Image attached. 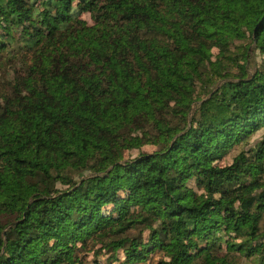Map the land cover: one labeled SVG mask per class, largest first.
<instances>
[{
    "label": "trees",
    "instance_id": "1",
    "mask_svg": "<svg viewBox=\"0 0 264 264\" xmlns=\"http://www.w3.org/2000/svg\"><path fill=\"white\" fill-rule=\"evenodd\" d=\"M261 131L264 0H0V264H264Z\"/></svg>",
    "mask_w": 264,
    "mask_h": 264
},
{
    "label": "rangeland",
    "instance_id": "2",
    "mask_svg": "<svg viewBox=\"0 0 264 264\" xmlns=\"http://www.w3.org/2000/svg\"><path fill=\"white\" fill-rule=\"evenodd\" d=\"M21 74H22V73H21ZM263 134H264V131H261V132L255 134V135H253L252 138H251V142H254V141L260 139L261 135H263ZM151 150H152V149L149 148V147H147V148L144 149V151H151ZM233 155H234V154L230 152L229 154H227L226 156H224V159L221 160L219 164H220V165H224V164H226V163H229L230 160H231V157H233ZM88 257H89L88 260H90L91 257H92V254H90ZM101 261H102V260H101ZM89 264H92V263H89ZM241 264H252V263H248L247 261H244V260H243Z\"/></svg>",
    "mask_w": 264,
    "mask_h": 264
}]
</instances>
